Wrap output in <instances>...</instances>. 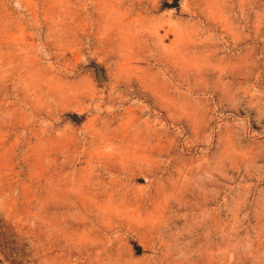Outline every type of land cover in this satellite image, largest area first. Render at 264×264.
<instances>
[{
    "label": "rangeland",
    "instance_id": "1",
    "mask_svg": "<svg viewBox=\"0 0 264 264\" xmlns=\"http://www.w3.org/2000/svg\"><path fill=\"white\" fill-rule=\"evenodd\" d=\"M172 1L0 0V264H264V0Z\"/></svg>",
    "mask_w": 264,
    "mask_h": 264
},
{
    "label": "water",
    "instance_id": "2",
    "mask_svg": "<svg viewBox=\"0 0 264 264\" xmlns=\"http://www.w3.org/2000/svg\"><path fill=\"white\" fill-rule=\"evenodd\" d=\"M178 4H179V0H173L171 3L165 2L163 5L167 7H176L178 6ZM89 67L93 69L95 79L97 82L102 83L106 80L103 69L97 63L91 61L89 63ZM68 116L76 123L80 122L81 120L76 114L70 113L68 114ZM133 248L135 249V252L137 254H140L142 251L141 247L137 245L136 243H133Z\"/></svg>",
    "mask_w": 264,
    "mask_h": 264
}]
</instances>
